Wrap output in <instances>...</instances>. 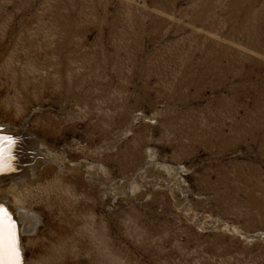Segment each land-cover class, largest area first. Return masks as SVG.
I'll return each mask as SVG.
<instances>
[{"label":"rangeland","instance_id":"374dc122","mask_svg":"<svg viewBox=\"0 0 264 264\" xmlns=\"http://www.w3.org/2000/svg\"><path fill=\"white\" fill-rule=\"evenodd\" d=\"M239 1L0 0L27 134L0 132L41 160L25 264H264V0Z\"/></svg>","mask_w":264,"mask_h":264},{"label":"bare ground","instance_id":"6f19581e","mask_svg":"<svg viewBox=\"0 0 264 264\" xmlns=\"http://www.w3.org/2000/svg\"><path fill=\"white\" fill-rule=\"evenodd\" d=\"M251 4H252V0H248L246 2L247 7H243V5H245V2L239 1L236 4V8L249 12L252 6ZM1 129L2 131L9 132L12 135H21L22 137L23 135L27 134L24 129L15 128L13 126H10L9 124H3V125L0 124V130ZM38 142L41 144V146L46 144L45 141H38ZM8 151H9V146H5L3 160H2V163L4 165V171L0 172V233L3 234L5 238V242H6L7 234H8V225L9 223L14 225L13 231L15 233V245H14L15 252L11 256L6 250L3 252H0V264H5V262L9 259L14 260L15 264H25L21 233L24 231H32L35 228V225L38 220L35 214L30 209L28 208L24 209L25 207L23 206L24 200L22 198V192L20 191V186L24 182V178L26 177V175L28 174L31 175L32 173L33 174L35 173L36 167L41 162V160L36 159L34 163L32 161L35 160V158L37 157L36 154L32 156L26 154L25 156L18 155L19 156L18 160L14 162L12 161L13 159L8 158L9 156L7 157ZM46 152L47 154L49 153L48 151ZM20 160L22 162L28 161L30 163L21 165L18 163V162H21ZM9 162L15 169L16 168L18 169L17 171L8 172L9 174L4 173L9 168L8 167ZM10 204H13L12 206H14L16 210L18 209L17 211L15 210L16 214H15V211H13L12 206ZM21 208L23 210H19ZM19 221L22 222V226L19 225ZM18 241H19V245H18ZM23 259H24V262H23Z\"/></svg>","mask_w":264,"mask_h":264},{"label":"snow or ice","instance_id":"6c2138e0","mask_svg":"<svg viewBox=\"0 0 264 264\" xmlns=\"http://www.w3.org/2000/svg\"><path fill=\"white\" fill-rule=\"evenodd\" d=\"M15 143V140L13 137L6 136L0 132V172L4 171V165L2 163L3 160V154H4V146L7 144L9 147ZM14 225L9 223L8 225V234H7V240L5 242V238L2 233H0V252L7 251L9 255L11 256L15 252V233L13 231ZM5 264H15V261L12 259H9L5 262Z\"/></svg>","mask_w":264,"mask_h":264},{"label":"water","instance_id":"95a60500","mask_svg":"<svg viewBox=\"0 0 264 264\" xmlns=\"http://www.w3.org/2000/svg\"><path fill=\"white\" fill-rule=\"evenodd\" d=\"M5 146H7V145H5ZM5 146H4V147H5ZM5 209H6V208H5ZM5 209H4V210H5ZM18 245H19V241H18ZM23 262H24V259H23Z\"/></svg>","mask_w":264,"mask_h":264}]
</instances>
